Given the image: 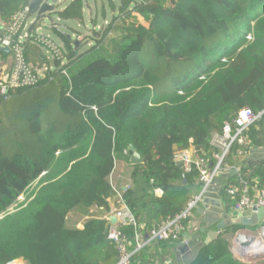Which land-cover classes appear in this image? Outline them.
Returning a JSON list of instances; mask_svg holds the SVG:
<instances>
[{
  "label": "trees",
  "instance_id": "16d2710c",
  "mask_svg": "<svg viewBox=\"0 0 264 264\" xmlns=\"http://www.w3.org/2000/svg\"><path fill=\"white\" fill-rule=\"evenodd\" d=\"M29 1L0 0V23ZM83 6L73 0L57 18L81 22ZM111 30L120 34L108 51ZM62 40L65 65L54 61L36 86L0 95V264H116L110 221L65 224L79 207L109 213L108 178L116 163L129 165L128 147L143 163L130 166L123 198L147 233L200 189L174 152L194 147L210 156L225 120L264 106V0H119L93 60L79 69L85 55ZM24 46L30 66L50 68L41 47L31 39ZM246 135L253 149L264 146L262 122ZM251 169L264 180V160ZM123 230L132 239V228ZM191 264L241 263L204 248Z\"/></svg>",
  "mask_w": 264,
  "mask_h": 264
},
{
  "label": "built area",
  "instance_id": "2783aa9c",
  "mask_svg": "<svg viewBox=\"0 0 264 264\" xmlns=\"http://www.w3.org/2000/svg\"><path fill=\"white\" fill-rule=\"evenodd\" d=\"M29 19L26 6L14 13L7 22L0 23V51L7 48L11 56L10 69L8 71L5 70L4 65L0 68L1 96L5 97L10 90L34 87L46 77L49 71H53L52 66L49 69L47 67L33 68L26 62L24 45L30 39L37 46L51 53L53 59L59 62L60 67L65 65L61 49L49 38L32 33V30L28 28ZM62 74L66 75L65 71H62ZM259 122H262L264 126V106L257 113L247 107L242 108L223 122L221 133L212 136L210 141L212 153L210 156L194 147L174 152L173 159L176 163L183 166L185 171L192 168L196 172L200 191L190 199L182 212L148 231L147 242H179L188 229L187 223L191 218L192 211L201 204L207 189L213 186L219 177L230 172H233L237 177L238 185L234 184L224 187L222 191L228 195L232 211L245 212L254 208L264 209V188L253 192L248 179L244 180L241 173L242 168L245 166L246 158L252 150L246 132L250 126ZM234 145H237L239 149L234 154H231V149ZM231 155L241 161L236 165L229 164L227 159ZM251 174V172L247 173L249 177ZM112 188L114 192L113 205L106 219L110 221V218L114 217L116 223L111 224L110 222L108 240L113 244L117 252L116 264H133L135 255L146 244L140 240L142 226L137 223L123 198L129 185L123 187V189H115L113 186ZM155 193L162 194L160 190H155ZM125 228H132V239H129L124 232L123 229ZM238 235L240 234H236V237ZM248 237L252 239L251 246L248 249H244L235 239L234 242L237 247L234 249V253L240 258H255L259 254H264V252L259 253L256 251L259 249L258 247L264 249V225L259 226Z\"/></svg>",
  "mask_w": 264,
  "mask_h": 264
},
{
  "label": "crops",
  "instance_id": "0c3cea01",
  "mask_svg": "<svg viewBox=\"0 0 264 264\" xmlns=\"http://www.w3.org/2000/svg\"><path fill=\"white\" fill-rule=\"evenodd\" d=\"M8 61H3L2 65L5 66ZM262 149L263 147H260L257 149L252 148V150H258V151H262ZM249 155L246 158V161L244 163L245 166L242 168L241 173L243 177L248 179V183L251 187V190H253V192L259 191L264 188V180L258 177L256 178L255 176L252 177V174L249 177L247 173L248 172L252 173V169L249 171H246L245 167L250 168L252 166H256L259 163H261L264 160V153H258L256 155L257 158L255 159V164H253L252 166H248V163H247ZM240 161H241L240 159H237L234 155H231L228 163L231 165H236ZM130 166L131 165H127V169H126L128 171V175H127L128 180H126V184L127 182L130 181L129 178L132 172V169ZM192 183L195 187H198L199 189V184L196 178L193 179ZM237 183H238L237 177L234 175L233 172L222 175L216 181V184L220 186L221 190H223L224 187L234 185ZM125 185H120L119 189H123ZM199 191L200 189L196 192V194H198ZM161 195L158 193H155L156 197H160ZM221 203L226 212L228 213L233 212L231 209V201L228 195L223 191L221 195ZM112 205H113V198L109 201V207L111 208ZM194 212H195V216L192 219L190 218L189 222L187 223L188 229L186 233L182 236L180 241L177 243L147 242V233L144 231L142 232L140 231V240L141 242L146 243V244L140 250L141 252L138 253L139 255H136L134 257L133 264H182V263H178L176 259V246L178 243L180 242L185 243L186 241L194 237H199L202 243L205 241L209 242L206 249L209 250V253L211 254V256L216 255L220 251L227 250L233 255L234 259L239 261V263L241 264H264V254H259L255 258H252V257L240 258L234 253V249L237 247L236 243L234 242L236 239V234L245 235L248 237L249 235L254 233L257 230V228L256 229L255 228H244V227L235 225V226L226 228L222 232H218L215 229L216 223L212 227H208L207 223L203 221L202 214L198 213L196 209L194 210ZM94 214H96L97 216L92 217L91 215H94ZM106 217H107V214L102 209L87 210L82 207H79V208H76L74 211H72L67 216L65 226L69 230H73V229L81 230L86 220L90 218L106 219ZM261 225H264V220L260 224V226ZM232 228L233 229L236 228V230L232 231L233 230ZM9 264H27V263L23 260H15V261L10 262Z\"/></svg>",
  "mask_w": 264,
  "mask_h": 264
},
{
  "label": "rangeland",
  "instance_id": "374dc122",
  "mask_svg": "<svg viewBox=\"0 0 264 264\" xmlns=\"http://www.w3.org/2000/svg\"><path fill=\"white\" fill-rule=\"evenodd\" d=\"M72 1L73 0H60V2L55 6V11L50 14V19L39 23V25L34 26V28L32 29V33H36V35L49 38L57 47H59L64 55L65 64L66 50L64 48V41L62 39L65 38V40H70L72 44L74 42H78L75 55H85L84 60L79 63V69L89 63L91 60H93L95 51L92 50L97 47V44L95 43H98L101 40L104 35V31H106L110 23L115 20V17L118 16L119 0H111V2L113 3V8L108 0H84L81 22L62 21L58 19L56 13L59 11H63L65 7ZM166 1L168 4L169 0ZM132 17H136L137 21L140 24L145 27L147 26V23H145L136 14H132ZM129 20L132 21V18ZM33 21L34 18H30L28 20V28L32 26ZM119 34V31L111 30V32L106 36V42L103 44V47L107 44V50H112L114 47L113 39H115L116 36H118ZM42 52L48 58L50 65L52 67H55V60L53 59L52 54L48 53L45 49H43ZM9 59H11V56L9 54H0V68L3 67L1 63L3 61H8ZM25 60L27 62L26 53ZM9 61L4 66V69L7 71L10 69L11 66V60ZM126 169V163L115 164L114 170L108 178L110 184H112L115 189H119L120 185L126 184V180H128V171ZM130 184L131 181L127 182L124 187H126L127 185L130 186ZM21 198L22 197H18L17 200H21ZM12 208L13 205H11L10 210ZM91 216L95 217L97 215L94 214ZM194 216L195 212L192 211L191 219Z\"/></svg>",
  "mask_w": 264,
  "mask_h": 264
},
{
  "label": "water",
  "instance_id": "95a60500",
  "mask_svg": "<svg viewBox=\"0 0 264 264\" xmlns=\"http://www.w3.org/2000/svg\"><path fill=\"white\" fill-rule=\"evenodd\" d=\"M60 2V0H30L28 2L27 8L29 13V18H34L33 24L30 30L34 26L39 25V23L49 20L50 14L55 11V6ZM78 42L73 43L74 50L77 48ZM3 54L8 55L9 49H2L0 51ZM130 154L129 165H140L143 163L141 156L135 151L132 146L128 147ZM258 153H264L262 151L251 150L248 157V166L255 164V159ZM180 166V164H178ZM185 183V181H183ZM222 190L220 186L216 183L207 189L204 194L201 204L196 208L197 212L202 214L203 221L207 223L208 227H212L215 223V229L218 232H222L226 228L231 226H241L244 228H258L264 220V209H252L251 211L245 212H231L228 213L224 210L221 203ZM233 220V221H232ZM111 224L116 223L114 217L110 218ZM238 243L244 249H248L251 246L252 239L245 235H238L236 237ZM249 240V242H248ZM209 242H201L199 237H194L188 241L180 242L176 246V259L178 263L191 264L194 260L198 258L201 250L208 246Z\"/></svg>",
  "mask_w": 264,
  "mask_h": 264
},
{
  "label": "bare ground",
  "instance_id": "6f19581e",
  "mask_svg": "<svg viewBox=\"0 0 264 264\" xmlns=\"http://www.w3.org/2000/svg\"><path fill=\"white\" fill-rule=\"evenodd\" d=\"M248 242H249V240H248ZM259 249L258 250H256L257 252H259V253H262V252H264V249H262L261 247H258Z\"/></svg>",
  "mask_w": 264,
  "mask_h": 264
}]
</instances>
